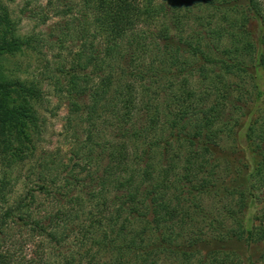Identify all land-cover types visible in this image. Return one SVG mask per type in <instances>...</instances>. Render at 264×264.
I'll use <instances>...</instances> for the list:
<instances>
[{"label": "trees", "instance_id": "1", "mask_svg": "<svg viewBox=\"0 0 264 264\" xmlns=\"http://www.w3.org/2000/svg\"><path fill=\"white\" fill-rule=\"evenodd\" d=\"M25 1L23 13L35 6L43 24L58 21L48 35L10 40L15 22L0 0V52L57 49L44 73L75 145L68 159L39 162L38 190L2 214L0 235L26 228L29 253L0 237V264H264V0H47L40 11ZM11 93L18 105L6 104ZM0 95L13 116L38 123L25 108L43 96L35 84L0 82ZM239 117L244 172L214 157ZM241 174L247 189L231 185ZM69 186L97 201L70 227L81 217L63 205ZM37 193L60 197L45 210ZM212 239L243 241L246 254L206 247Z\"/></svg>", "mask_w": 264, "mask_h": 264}, {"label": "rangeland", "instance_id": "2", "mask_svg": "<svg viewBox=\"0 0 264 264\" xmlns=\"http://www.w3.org/2000/svg\"><path fill=\"white\" fill-rule=\"evenodd\" d=\"M11 12V22H15L14 33L10 35V40H23L28 38L33 32H44L46 35L53 31L54 22L58 21V18H54L46 24L42 23V18L35 16V6H29L28 11L23 13L25 8V0H2ZM47 0H38L36 5L37 10L40 11L47 9ZM202 7L195 8L196 13H199ZM193 18V17H192ZM192 22L187 21L185 24V34L193 35L194 31L198 28L197 23L194 20ZM200 29V28H198ZM174 32V31H173ZM51 35V34H50ZM211 40V39H208ZM230 37L228 33L221 40L219 47L223 48L228 44ZM57 49L47 50L43 49V53L40 54L39 49L32 47H8V49L0 52V82H13L20 81L25 84H35L40 92H43V96L25 98V108L28 112H35L38 123H27L20 116H13L6 106L2 103V96L0 95V220L2 214L7 208L14 207L18 201L24 198L30 192L38 190L39 185L36 183L40 175V166L45 157L52 156L55 161H61V159H68L69 152L72 150L73 144L72 136L74 130H65L66 118L68 116V106L65 101L59 100L55 95L53 80L54 77L49 76L50 73L45 74L44 70L49 65L50 70L53 71L56 67ZM185 60H192V63H197L200 66L203 61L199 58L192 57L189 53H185ZM51 63V64H49ZM217 71V70H216ZM196 78V77H195ZM255 90L250 89L249 106H252ZM6 104L18 105L17 96L15 93H11L8 96ZM232 121L235 126L233 133L230 136L224 135L221 147L216 148L214 151L215 158H219L220 161L224 160L231 164L233 169L243 170L246 167L247 155L243 150V146L240 141V132L245 127L247 122L246 117H239L238 122ZM82 137V133H80ZM240 141V142H239ZM222 161V162H224ZM2 162V163H1ZM106 162L100 163L95 166H103ZM75 166H72L73 168ZM221 171H224L223 167ZM102 173V171H99ZM244 172V170H243ZM238 178L240 181L238 182ZM236 182H233L232 186H240L247 189V184L244 180V175H238ZM63 185V184H62ZM230 185V186H231ZM70 189L64 190L63 205L66 204L69 213L73 212L71 216L78 209L80 220H74L69 225H77L79 222L85 221L86 217L90 213L95 211L97 203L95 205L91 197H89L90 189H82V187L69 186ZM231 188V187H230ZM36 200L42 201L41 208L52 210L57 203L56 198L46 197L38 194ZM81 198L85 205L83 208L72 207L71 203L74 199ZM102 198L98 200L102 202ZM101 205V204H99ZM98 205V206H99ZM86 212V213H84ZM44 216V213L38 214L34 217ZM60 229V228H59ZM62 230V228H61ZM77 230V229H76ZM27 230L24 227H18L13 225L8 229L7 234H2L0 237L4 238L7 235V239L18 242L26 248V243L23 240ZM24 242V243H23ZM50 243L49 240H47ZM21 243V244H20ZM70 245V244H69ZM69 245L64 247V252L69 251ZM208 248H220L228 247L240 254H246V247L243 241L227 239H212L208 241ZM30 247V246H29ZM22 248V247H21ZM27 254L29 248H26Z\"/></svg>", "mask_w": 264, "mask_h": 264}]
</instances>
